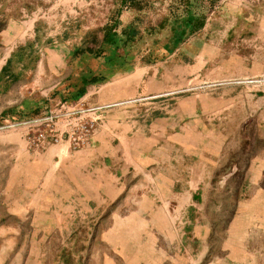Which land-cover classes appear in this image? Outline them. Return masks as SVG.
<instances>
[{
    "label": "rangeland",
    "instance_id": "obj_1",
    "mask_svg": "<svg viewBox=\"0 0 264 264\" xmlns=\"http://www.w3.org/2000/svg\"><path fill=\"white\" fill-rule=\"evenodd\" d=\"M27 19L71 47L82 84L114 69H175L161 99L201 97L212 143L207 183L188 204L120 200L44 217L40 231L29 217L23 232H0V264H264V0H0V46Z\"/></svg>",
    "mask_w": 264,
    "mask_h": 264
},
{
    "label": "crops",
    "instance_id": "obj_2",
    "mask_svg": "<svg viewBox=\"0 0 264 264\" xmlns=\"http://www.w3.org/2000/svg\"><path fill=\"white\" fill-rule=\"evenodd\" d=\"M1 36L0 120L41 106L55 108L64 100L78 106L138 101L108 109L81 148L63 140L32 152L25 130L3 131L0 232H23L29 217L35 230H50L44 217L101 214L120 200L188 204L207 183L212 139L201 119V97L161 99L177 86L175 69L160 64L114 69L73 98L84 84L70 63L67 43L41 39L30 19L11 22ZM57 129L68 130L69 120L59 119Z\"/></svg>",
    "mask_w": 264,
    "mask_h": 264
},
{
    "label": "built area",
    "instance_id": "obj_3",
    "mask_svg": "<svg viewBox=\"0 0 264 264\" xmlns=\"http://www.w3.org/2000/svg\"><path fill=\"white\" fill-rule=\"evenodd\" d=\"M136 99L96 105H76L64 100L55 108L41 106L28 113L6 116L1 120L0 130L23 129L28 148L40 151L47 142L68 140L74 148L85 146L94 131L103 123L108 109L135 102ZM69 120V129L59 131V119Z\"/></svg>",
    "mask_w": 264,
    "mask_h": 264
},
{
    "label": "trees",
    "instance_id": "obj_4",
    "mask_svg": "<svg viewBox=\"0 0 264 264\" xmlns=\"http://www.w3.org/2000/svg\"><path fill=\"white\" fill-rule=\"evenodd\" d=\"M137 2V0H122V4L123 5H133V4H135ZM89 52H91L90 50H88ZM96 76V75H95ZM93 77L92 79L93 80H91V82H96V81H98V78H96V77ZM88 80H83V86H81L73 95H71L73 98H79L82 94H83V92H84V88H85V84H87V83H90V82H87ZM38 108V107H37ZM33 111V110H32ZM31 112V111H30ZM5 116H10V115H5Z\"/></svg>",
    "mask_w": 264,
    "mask_h": 264
}]
</instances>
